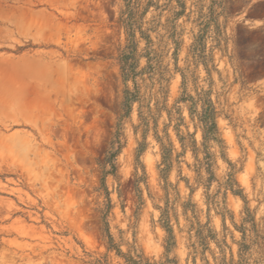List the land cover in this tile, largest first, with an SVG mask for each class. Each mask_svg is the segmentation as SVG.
Listing matches in <instances>:
<instances>
[{
  "label": "rangeland",
  "instance_id": "1",
  "mask_svg": "<svg viewBox=\"0 0 264 264\" xmlns=\"http://www.w3.org/2000/svg\"><path fill=\"white\" fill-rule=\"evenodd\" d=\"M184 1L176 20L177 0H160L170 6L147 14L161 22L151 33L161 66L144 91L154 107L158 98L170 109L183 75L189 93L210 90L226 158L214 148L216 178L207 188L163 109L158 131L165 136L169 124L176 150L162 171L154 121L146 131L136 104L123 121L117 174L107 177L111 231L124 250L136 243L161 261L168 205L179 264H264V0ZM121 8L120 0H0V264H86L85 251L107 252L98 160L111 149L121 113ZM181 107V131L193 133ZM196 138L200 145V130ZM231 172L239 194L227 189ZM199 223L212 229L206 242ZM110 260L121 262L113 252Z\"/></svg>",
  "mask_w": 264,
  "mask_h": 264
},
{
  "label": "trees",
  "instance_id": "2",
  "mask_svg": "<svg viewBox=\"0 0 264 264\" xmlns=\"http://www.w3.org/2000/svg\"><path fill=\"white\" fill-rule=\"evenodd\" d=\"M122 8L120 16L117 20L118 26L124 29L126 34V45L121 50L119 55V65L121 71L122 81L124 83L123 99L121 103V113L118 118L116 131L112 139V146L110 151L98 163L101 168V186L107 196V203L100 207L101 222H102V238L106 243L107 252L103 255H95L94 253L85 251L80 259L86 264H113L110 260V253H114L120 258V264H179L176 257L171 256L172 249L176 245V236L174 226L171 222L170 208L167 205L162 208L161 223L167 232V239L165 245V255L161 261L147 256L145 252L136 244H129L127 250H124L122 244L117 242L115 236L111 231V225L109 221V213L111 210V197L110 191L107 185V177L109 175H116L118 171V155L124 147L122 141L123 138V121L125 118L132 116L135 105L138 104L139 116L146 126V131L150 127V122L154 121L155 127V138L160 144L163 164L165 168L162 171H169L173 166V154L176 150L175 143L172 140L168 131V125L173 121L175 123V130L178 141L182 147V151H186L188 147H191L196 158V167L199 178L202 182L208 186L216 178L215 165H216V153L215 147L220 148L222 157H225L224 152V140L221 136L218 116L220 111L216 103L214 102L210 90L201 89L196 91V94L189 93L186 87V76L183 75L184 91L182 95L176 100L172 108L168 109L167 105L163 103L160 105V100L156 98V106L154 107L151 103V97H147L144 87L147 80L150 79L152 83L155 80V74L160 69V54L154 47V41L151 33L158 29L161 22L155 16L150 21L146 20L147 14L151 9L161 10L170 6L168 3L161 4L160 0H120ZM169 3L172 0H167ZM181 9H173V19L176 20L181 16L185 10L186 3L184 0H177ZM177 8V7H176ZM172 38L174 33L171 35ZM145 41L146 46L141 49V42ZM176 43L178 41L175 40ZM146 58L147 63L141 66V60ZM148 74V77H146ZM164 77L159 78L160 84H162ZM132 83L130 85L129 83ZM163 87V85H161ZM153 96V93H152ZM181 103H184L188 110L189 115L194 123L195 131L193 133L183 134L181 131V125L185 122V117L182 112ZM163 109L168 112L169 124L165 126V136L159 134L158 131V119L161 116ZM200 130L202 133V139L199 142L196 138L197 131ZM144 150V145L138 149V163H141L140 156ZM203 156L200 157L199 154ZM181 153H178V157ZM144 167V166H143ZM146 174L145 170L143 171ZM144 178V177H143ZM141 177H138L136 184L137 190L140 188L139 183ZM237 184L234 173H230V177L226 183L227 189L232 190L235 194H239L240 189H235ZM209 198V195H208ZM216 199V198H215ZM213 200L210 197V202H216L220 204V201ZM197 235L202 241H207L212 235V229L206 224L199 223L197 229ZM220 264H227L225 260H222Z\"/></svg>",
  "mask_w": 264,
  "mask_h": 264
}]
</instances>
